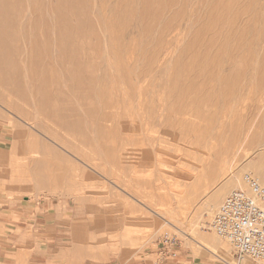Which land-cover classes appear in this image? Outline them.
I'll return each mask as SVG.
<instances>
[{
  "label": "rangeland",
  "instance_id": "rangeland-1",
  "mask_svg": "<svg viewBox=\"0 0 264 264\" xmlns=\"http://www.w3.org/2000/svg\"><path fill=\"white\" fill-rule=\"evenodd\" d=\"M259 170L264 0H0V260L263 264L209 227Z\"/></svg>",
  "mask_w": 264,
  "mask_h": 264
},
{
  "label": "built area",
  "instance_id": "built-area-1",
  "mask_svg": "<svg viewBox=\"0 0 264 264\" xmlns=\"http://www.w3.org/2000/svg\"><path fill=\"white\" fill-rule=\"evenodd\" d=\"M240 182L220 202L209 227L239 256L264 264V184L250 172L243 173Z\"/></svg>",
  "mask_w": 264,
  "mask_h": 264
},
{
  "label": "bare ground",
  "instance_id": "bare-ground-1",
  "mask_svg": "<svg viewBox=\"0 0 264 264\" xmlns=\"http://www.w3.org/2000/svg\"><path fill=\"white\" fill-rule=\"evenodd\" d=\"M19 2V1H18ZM4 3V2H3ZM11 5H13L12 3H11ZM2 11H4V10H2ZM2 13V12H1ZM6 20V19H5ZM4 22V21H3ZM4 25V24H3ZM161 113V112H160ZM121 151V150H120ZM32 158H34V157H31L30 159H32ZM34 160H37V159H34ZM31 160H30V164H31ZM34 164V163H33ZM260 168V167H259ZM257 173L259 174V176L262 178V181L263 182H261V183H264V171H262V170H259V171H257ZM230 176V175H229ZM232 177V176H231ZM221 180V179H220ZM225 180V179H224ZM237 181H239V177L235 174H233V177L231 178V179H229V181L227 182V183H225V185L223 184V186H221V188H219V190L217 191V192H215L212 196H211V198H210V200L212 201V202H215V201H217V199H218V197L221 195V194H223L226 190H227V188L228 187H230V186H232L233 184H235ZM239 183V182H238ZM237 184V183H236ZM235 184V185H236ZM234 185V186H235ZM241 185H239V184H237L236 185V188H238V187H240ZM235 189V188H234ZM233 190V189H232ZM231 190V191H232ZM180 198V197H179ZM172 202V201H171ZM173 207V206H172ZM165 212V211H164ZM169 218V217H168ZM164 219H165V217H164ZM166 221V220H165ZM167 222L169 223V224H172V223H170L169 221H168V219H167ZM167 223V224H168ZM199 237H201V239H200V241H198V244L201 246V247H204V248H207V249H209V247H211V248H214L215 247V243H216V237H214L212 234H210V235H203V236H199ZM208 245V246H207ZM220 258V257H219Z\"/></svg>",
  "mask_w": 264,
  "mask_h": 264
},
{
  "label": "crops",
  "instance_id": "crops-1",
  "mask_svg": "<svg viewBox=\"0 0 264 264\" xmlns=\"http://www.w3.org/2000/svg\"><path fill=\"white\" fill-rule=\"evenodd\" d=\"M49 246H39L30 254L28 263L25 264H53V251H49ZM0 264H8L4 259L0 260ZM133 264H147L145 261H136Z\"/></svg>",
  "mask_w": 264,
  "mask_h": 264
}]
</instances>
